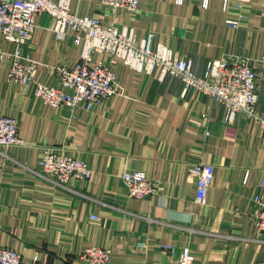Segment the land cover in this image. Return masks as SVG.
<instances>
[{"label":"crops","instance_id":"obj_1","mask_svg":"<svg viewBox=\"0 0 264 264\" xmlns=\"http://www.w3.org/2000/svg\"><path fill=\"white\" fill-rule=\"evenodd\" d=\"M143 0L134 12H111L101 0H70V10L133 30L191 59L197 75L223 57L246 61L257 73V104L264 113V0ZM245 15L246 19H240ZM238 20L237 28L226 21ZM23 52L34 62V79L63 88L60 63L79 60L80 46L54 37L53 20L35 16ZM15 43L0 49L11 52ZM114 71L119 93L91 111L48 107L32 84L8 80L9 60L0 59V115L18 120L24 145L0 146V247L18 251L25 264H86L79 255L96 245L109 248L110 264H179L188 247L195 264H264V233L255 226V196L264 195V133L243 113L224 122V108L194 89L183 92L158 70L138 72L120 59L95 51L92 63ZM49 149L87 163V180L66 189L50 182L38 161ZM192 161L213 165L206 201L195 203ZM143 171L163 185L160 193L128 197L121 175ZM96 215L97 219H91ZM170 247V248H166Z\"/></svg>","mask_w":264,"mask_h":264},{"label":"built area","instance_id":"obj_2","mask_svg":"<svg viewBox=\"0 0 264 264\" xmlns=\"http://www.w3.org/2000/svg\"><path fill=\"white\" fill-rule=\"evenodd\" d=\"M143 0H101L111 12L125 9L134 12ZM181 1V0H177ZM207 0H204V5ZM240 10L239 0H224L223 8ZM45 13L53 20L54 37L62 40L67 30L73 32L74 46H80V57L73 65L60 63L55 72L62 89L34 79L36 64L28 61L23 48L29 45L35 31V16ZM240 15V19H246ZM238 20L229 19L226 25L237 28ZM0 35L4 41L15 43L11 52L0 49V59L9 60L8 80L23 85L32 84V94L46 106L66 110L91 111L94 106L108 102L119 93L117 78L105 63H92L95 51H103L120 59L128 67L144 73L158 70L159 79L170 76L178 79L183 92L194 89L210 97L224 108V122L232 123L236 114L243 113L254 120L264 133V113L257 104V73L246 61L225 57L212 60L204 75H197L191 59L176 50L154 42L153 33L137 41L132 29L118 28L115 17L108 22L90 16H78L70 10V0H0ZM24 145L18 134V120L0 115V146ZM43 173L50 174L54 185L67 188L70 180H87L91 170L83 160L46 149L38 161ZM189 174L195 180V203L206 201L214 167L202 161L190 163ZM128 197L147 198L160 193L163 185L151 180L143 171L128 170L121 175ZM258 208L254 211L255 226L264 233V195L254 197ZM91 219H97L91 215ZM170 248V247H166ZM109 248L92 245L79 257L86 264H110ZM0 264H25L18 251L0 247ZM171 264V263H169ZM179 264H195L188 247H183Z\"/></svg>","mask_w":264,"mask_h":264}]
</instances>
